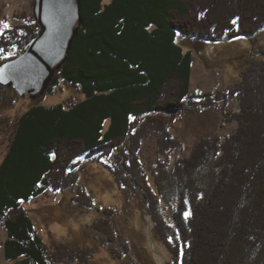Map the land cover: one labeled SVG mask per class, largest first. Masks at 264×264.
<instances>
[{"label": "trees", "instance_id": "trees-1", "mask_svg": "<svg viewBox=\"0 0 264 264\" xmlns=\"http://www.w3.org/2000/svg\"><path fill=\"white\" fill-rule=\"evenodd\" d=\"M81 16L69 56L46 94L64 81L85 98L71 96L47 107L46 95L40 96L18 118L0 110V131L9 140L0 165V216L8 233L0 247L6 259L94 263V248L47 245L24 208L47 189H74L71 205L95 208L80 183L86 157L112 173L127 203L136 196L149 203L158 236L171 253L168 264H264V58L251 60L233 87L199 98L191 93L193 52L180 44L255 37L264 29V0H81ZM26 21L0 35V68L3 56L14 49L23 53L39 35L36 19ZM19 99L0 85L5 107ZM230 102L238 111L225 113V119L238 123L236 133L224 141L200 140L170 171L163 158L183 149L172 125L205 110L225 112ZM153 133L160 134L153 170L157 193L140 156ZM172 198L180 237L175 242L160 206V199ZM99 212L103 216L89 230L100 235L101 246H112L114 259L135 264L127 245L118 242L113 223L118 209Z\"/></svg>", "mask_w": 264, "mask_h": 264}, {"label": "rangeland", "instance_id": "rangeland-1", "mask_svg": "<svg viewBox=\"0 0 264 264\" xmlns=\"http://www.w3.org/2000/svg\"><path fill=\"white\" fill-rule=\"evenodd\" d=\"M34 7L35 0H0V35L15 26L27 24L28 18L35 19ZM180 44L185 51L191 50L194 56L191 93L203 98L210 93L229 89L241 82L242 72L247 69L249 62L264 58V29L252 38L240 37L234 41L225 39L215 43L182 40ZM20 53L18 49H14L3 56L2 60L6 62L15 59ZM45 95L43 105L47 107L63 103L71 96L76 99L85 98V95L71 89L64 81L53 89L52 94ZM38 98L39 96L30 95L20 97L12 107H5L0 103V110H3L4 116L18 118L34 106ZM237 111V103L230 102L225 112L210 109L178 119L172 125L171 132L183 144V149L169 152L163 158L169 165V170H173L179 159L190 156L200 140L219 136L224 141L226 137L235 134L238 123L227 121L225 113ZM159 138L160 134L153 133L144 141L140 151L148 183L155 193L157 189L153 170L157 161ZM8 144L6 133L0 131V165L7 153ZM81 162L80 183L93 198L95 208L82 210L74 204L71 205L75 195L74 189L64 193L47 189L43 196L24 203V208L32 218L34 228L43 241L47 245L59 242L94 248L96 257L93 264H126L127 258L114 259L110 253L112 246H101L100 235L97 237L92 230H89L94 221L103 216L99 209L114 207L119 211L113 217L118 242L120 245L123 243L127 245L135 264H168L171 253L158 236L149 203L140 196H136L133 203H127L124 194L116 184L115 177L102 163L86 157L81 159ZM160 206L161 213L172 231V242L178 241L179 231L174 219L177 211L176 199L172 198L168 203L160 199ZM189 216L190 213L187 217ZM6 239H8V233L0 216V244H3ZM0 264H13V261L6 259L3 246L0 247Z\"/></svg>", "mask_w": 264, "mask_h": 264}, {"label": "water", "instance_id": "water-1", "mask_svg": "<svg viewBox=\"0 0 264 264\" xmlns=\"http://www.w3.org/2000/svg\"><path fill=\"white\" fill-rule=\"evenodd\" d=\"M33 14L39 35L0 68V85L11 87L19 97L46 94L83 23L81 0H35Z\"/></svg>", "mask_w": 264, "mask_h": 264}, {"label": "snow or ice", "instance_id": "snow-or-ice-1", "mask_svg": "<svg viewBox=\"0 0 264 264\" xmlns=\"http://www.w3.org/2000/svg\"><path fill=\"white\" fill-rule=\"evenodd\" d=\"M233 23L235 24L236 21L234 20ZM5 27H8L7 25H5ZM130 119H134V117H130ZM55 154L53 153V158H54ZM189 215V213H185V217H187Z\"/></svg>", "mask_w": 264, "mask_h": 264}]
</instances>
